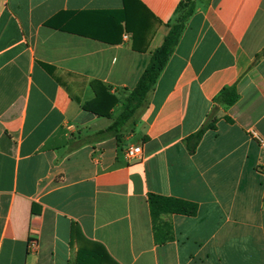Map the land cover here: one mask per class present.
Instances as JSON below:
<instances>
[{
  "label": "crops",
  "instance_id": "obj_1",
  "mask_svg": "<svg viewBox=\"0 0 264 264\" xmlns=\"http://www.w3.org/2000/svg\"><path fill=\"white\" fill-rule=\"evenodd\" d=\"M183 1L0 0V264H77L101 248L114 264H264V142L251 136L264 141V0H193L146 104L119 140L97 136ZM94 82L120 100L111 117L83 108ZM232 86L239 100L218 104ZM150 193L198 206L161 216L164 244Z\"/></svg>",
  "mask_w": 264,
  "mask_h": 264
},
{
  "label": "trees",
  "instance_id": "obj_2",
  "mask_svg": "<svg viewBox=\"0 0 264 264\" xmlns=\"http://www.w3.org/2000/svg\"><path fill=\"white\" fill-rule=\"evenodd\" d=\"M194 12L195 3L193 0H185L179 5L175 21L170 25V30L165 37L164 42L152 53L149 65L140 78L136 88L131 91L125 99L122 111L116 120L107 129L97 133L99 138L114 136L118 140L120 139L119 135L124 126L148 101L150 92L154 89L162 72L167 66L184 30L186 29L187 22ZM92 86L96 93V98L85 102L83 108L99 116L111 117L112 109L120 103V100L115 95L110 94L102 83L94 82L92 83ZM239 97L236 86H232L225 88L216 99V102L223 106H232L239 100ZM217 120L215 112H212L201 129L186 139L187 148L190 154L196 152L204 134L208 130H214L216 128ZM148 202L153 222L154 237L157 244H164L172 239L168 225H161L162 215L178 214L194 216L198 211V206L195 203L182 199L160 196L153 193L148 195ZM101 251L102 254L88 250L80 251L77 264H91L92 260L97 262L95 264H101L104 262V259H107L110 264H114L111 257L103 248H101Z\"/></svg>",
  "mask_w": 264,
  "mask_h": 264
},
{
  "label": "built area",
  "instance_id": "obj_3",
  "mask_svg": "<svg viewBox=\"0 0 264 264\" xmlns=\"http://www.w3.org/2000/svg\"><path fill=\"white\" fill-rule=\"evenodd\" d=\"M251 136H252V138L257 140L259 143L264 142L262 137L256 131H252ZM142 154H143V151H142L141 146L128 147L126 150V156H127L128 160H130V161H135V160L141 159ZM37 247H38V241L35 238L30 239L29 244H28L29 251L31 253H33L36 251Z\"/></svg>",
  "mask_w": 264,
  "mask_h": 264
},
{
  "label": "rangeland",
  "instance_id": "obj_4",
  "mask_svg": "<svg viewBox=\"0 0 264 264\" xmlns=\"http://www.w3.org/2000/svg\"><path fill=\"white\" fill-rule=\"evenodd\" d=\"M120 113H121V111H120ZM117 114H119V113H117Z\"/></svg>",
  "mask_w": 264,
  "mask_h": 264
}]
</instances>
